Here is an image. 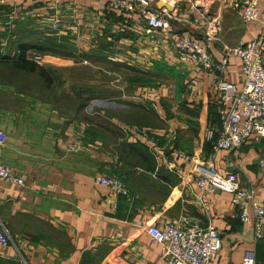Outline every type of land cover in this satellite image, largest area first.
I'll return each instance as SVG.
<instances>
[{
    "label": "crops",
    "instance_id": "0c3cea01",
    "mask_svg": "<svg viewBox=\"0 0 264 264\" xmlns=\"http://www.w3.org/2000/svg\"><path fill=\"white\" fill-rule=\"evenodd\" d=\"M159 2L173 15L174 24L181 25H174L179 33L206 40L205 33L190 23L195 9L219 22V39L209 46L216 64L221 63L225 46L264 35L258 23L247 27L228 0H155ZM110 3L6 0L0 6L4 54L14 56L17 40H30L28 34L39 32L38 38L55 42L57 49H66L67 42L75 45L77 50L65 51L70 58L81 57L88 64L98 57L95 63L108 64L106 72H118L120 77V73H134L151 81L162 72L166 80L160 86H133V101L125 111L123 103L115 102L119 106L115 111H121L118 116L130 109L136 118L141 113L152 116L147 123L125 122L123 114L109 119L119 127V142L145 153L133 151L132 162L118 146L111 150L101 144V130L93 127L88 112L83 113L85 118H68L39 101L21 111L0 106V131L7 136L2 162L25 179L23 186L0 182V227L11 237V245L0 249V264H165L163 247L146 233L147 226L210 223L222 237V248L211 264H242L250 249L256 264H264V237L255 239L253 208L249 207L250 220L243 223L233 194L201 190L190 176L194 163L187 165L178 157V152L201 162L211 157L214 170L236 173L242 185L255 188L254 198L264 206V171L259 163L264 158V139L251 138L239 149L212 155L213 143L204 136L208 126L219 123L211 88L220 79L241 86L240 59L232 56L221 70L199 67L181 57L170 38L147 34L139 14L121 13ZM260 9L264 11V2ZM234 18L239 25H233ZM50 52L52 63L65 67L59 62V51ZM140 88L145 91L140 93ZM74 144L78 148L71 150ZM99 174L119 177L129 196L111 195L96 184Z\"/></svg>",
    "mask_w": 264,
    "mask_h": 264
},
{
    "label": "built area",
    "instance_id": "2783aa9c",
    "mask_svg": "<svg viewBox=\"0 0 264 264\" xmlns=\"http://www.w3.org/2000/svg\"><path fill=\"white\" fill-rule=\"evenodd\" d=\"M6 0H0V6ZM264 0H228L244 24L249 27L258 23L264 31V11L260 5ZM112 9L129 15L139 14L146 25L147 34H163L170 38L174 49L183 58H189L199 67L207 70H219L228 67L230 58L235 56L242 65L243 83L241 86L227 80L216 81L211 88L213 101L218 106V125L208 126L204 132L205 140L213 143V152L234 150L243 147L251 138L264 139V35L246 40L240 39L234 46L224 47V56L216 64L209 46L217 41L219 22L208 13L198 9L191 12L190 23L195 29L204 32L206 40L185 32L179 33L173 25V15L155 0H111ZM14 18V16H11ZM129 127H125L128 131ZM146 133L145 130H142ZM6 133L0 131V182L23 186L25 179L5 165L1 159V149L5 145ZM78 145H71L76 150ZM187 165L194 163L190 176L197 186L205 192L218 190L233 194L232 202L237 215L243 223L250 220L249 207L255 212V239L264 237V206L254 198L255 188L240 183L236 173L226 175L218 173L212 165V158L196 161V158L178 152ZM264 171V158L259 161ZM96 184L105 186L113 196H129V190L122 180L113 175L99 174ZM117 201L113 207L117 208ZM153 241L164 250L165 264H211L222 248L219 229L213 225L181 227L168 224L162 227L150 225L145 228ZM11 245L9 233L0 227V249ZM242 264H256L254 250H247Z\"/></svg>",
    "mask_w": 264,
    "mask_h": 264
},
{
    "label": "rangeland",
    "instance_id": "374dc122",
    "mask_svg": "<svg viewBox=\"0 0 264 264\" xmlns=\"http://www.w3.org/2000/svg\"><path fill=\"white\" fill-rule=\"evenodd\" d=\"M190 18H192V16H190ZM238 20L234 18L233 25H239ZM174 21L173 25L176 26L177 24L176 22L174 24ZM176 27L180 28L181 25L178 24ZM38 33L39 32H31V34H28L31 39L27 40V42L32 48L27 51L26 58L37 63L41 68L46 69L51 83L47 85L38 72H21L19 75L18 71L16 72L12 65H2V67L0 66V106L12 111H21L29 107L32 103L39 101L68 118L82 115L83 117L81 118H85L83 113L86 112L87 114L88 112L91 114L88 118L94 123L93 127L98 132L101 130V132L98 133L101 144L111 150L117 146L118 148L122 146L123 141L119 142L118 140L119 137L122 136L118 131L119 127L109 120L113 119L112 116L117 117V113L121 112L118 110L115 111L116 107L119 108L116 103H123L124 109L122 110H127V104L133 101L131 96L133 86L153 85V83H155L154 85L156 86H160L161 82L164 83L166 81L163 78L164 74L162 72H157L155 74L157 79L153 81L142 75H135L134 73H120V75H122L120 77L117 75L119 74L118 72L113 73L112 70L106 72L108 70V64H104L103 61L101 63H95L96 60H94V58L99 59L96 56L91 59V61L94 62L88 64L84 63L81 57L70 58L67 56L65 51L77 50L75 45V47L69 45L68 42L65 46L66 49H60L58 52L60 58L59 62L62 61L63 64H65L62 65L65 67H60L52 63V54L49 49L45 50V48L35 45L38 41L32 39L31 36L35 35L37 37ZM236 34H238V31ZM155 35L163 36V34L159 35L158 33ZM21 41H23V39ZM12 57H18V53L11 56V58ZM114 68H116V66ZM118 69H116V71ZM144 88L147 89V87ZM139 91L141 93L145 90L140 88ZM86 95L92 98V100L84 101ZM81 98H84L81 101L83 102L81 104L86 105L84 108L79 107L81 106ZM100 99L103 101L101 102ZM90 103L92 107H90ZM101 109L102 111H107V114L101 113ZM130 110H128L129 113H120L118 117L121 118V114H123L122 116L125 122L138 121L139 123H147L150 121L149 118L152 119L151 115L145 113H141L139 118H136L137 113L130 112ZM104 115H106L108 119L105 118ZM136 124L139 125L140 128L143 127L138 123H133L135 126ZM103 134L106 135L104 136Z\"/></svg>",
    "mask_w": 264,
    "mask_h": 264
},
{
    "label": "trees",
    "instance_id": "16d2710c",
    "mask_svg": "<svg viewBox=\"0 0 264 264\" xmlns=\"http://www.w3.org/2000/svg\"><path fill=\"white\" fill-rule=\"evenodd\" d=\"M32 39H36V41H38L35 45L40 46L41 48H45V50L49 49L50 50H54V51H60V49H57V44L53 41H43L40 38L36 37L35 35L31 36ZM31 39V38H30ZM16 44V45H15ZM15 48H17L18 50V57L16 58H11V56L8 54H4L2 53V51H0V66L2 67V65H12L14 70L20 75L21 72L23 73H39V75L44 79L45 83L47 85H49L51 83V79L49 77V74L47 72L46 69L41 68L37 63L29 60L26 58L27 55V51L29 49H31L32 47L30 46V44L25 40V41H21V40H17V42H15ZM59 48V47H58ZM2 49V46H0V50ZM43 50V49H42ZM84 99V98H83ZM81 98L80 100V108H84V104H81L83 102H81L83 100ZM87 100H92V98L85 97L84 101ZM119 152H122L124 154V152H127V158L130 157L129 162H132L134 159H131V154L133 153V151L138 150V152H140V154L145 155V153L141 150H139V148L137 147H133L132 145L127 144L126 142L122 144V146H120L118 148Z\"/></svg>",
    "mask_w": 264,
    "mask_h": 264
},
{
    "label": "water",
    "instance_id": "95a60500",
    "mask_svg": "<svg viewBox=\"0 0 264 264\" xmlns=\"http://www.w3.org/2000/svg\"><path fill=\"white\" fill-rule=\"evenodd\" d=\"M159 5L165 7L163 2H159Z\"/></svg>",
    "mask_w": 264,
    "mask_h": 264
}]
</instances>
